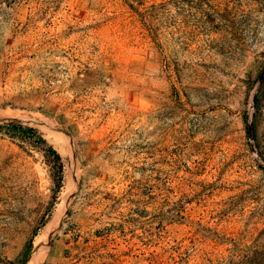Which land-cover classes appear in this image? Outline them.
Here are the masks:
<instances>
[{
  "label": "rangeland",
  "instance_id": "374dc122",
  "mask_svg": "<svg viewBox=\"0 0 264 264\" xmlns=\"http://www.w3.org/2000/svg\"><path fill=\"white\" fill-rule=\"evenodd\" d=\"M0 126V264H264V0H0Z\"/></svg>",
  "mask_w": 264,
  "mask_h": 264
},
{
  "label": "trees",
  "instance_id": "16d2710c",
  "mask_svg": "<svg viewBox=\"0 0 264 264\" xmlns=\"http://www.w3.org/2000/svg\"><path fill=\"white\" fill-rule=\"evenodd\" d=\"M137 1H143V0H137ZM3 127H5L10 132H17L18 134H20L23 137H28V138L37 137V139H39L40 142H45V139L42 137V134L38 130V128L31 127L28 125L19 124V123H13V122L5 123L3 125ZM48 151L53 154V156L56 160L59 161L61 159L60 154L52 146L48 147ZM29 246L27 247V252L29 250L28 249Z\"/></svg>",
  "mask_w": 264,
  "mask_h": 264
},
{
  "label": "bare ground",
  "instance_id": "6f19581e",
  "mask_svg": "<svg viewBox=\"0 0 264 264\" xmlns=\"http://www.w3.org/2000/svg\"><path fill=\"white\" fill-rule=\"evenodd\" d=\"M12 113V112H11ZM15 113V112H14ZM13 114V113H12ZM16 115V114H15ZM55 216V215H54ZM54 216L51 218V222H53L52 219H55ZM56 217V216H55ZM50 224V223H49ZM48 226V224L46 225V227ZM51 226V224H50ZM47 229V228H46ZM48 231V230H47ZM46 233V232H45ZM42 241V237H38L35 241V248L33 249V253L34 251H37V249L39 248L40 242ZM40 258V257H39ZM38 257H35L32 261V263H30L31 261H29V264H37V260L39 259ZM39 261V260H38Z\"/></svg>",
  "mask_w": 264,
  "mask_h": 264
}]
</instances>
